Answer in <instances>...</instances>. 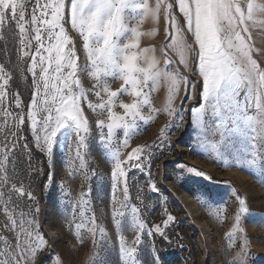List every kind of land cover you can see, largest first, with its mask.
<instances>
[{"label": "snow or ice", "instance_id": "1", "mask_svg": "<svg viewBox=\"0 0 264 264\" xmlns=\"http://www.w3.org/2000/svg\"><path fill=\"white\" fill-rule=\"evenodd\" d=\"M162 7L169 18L172 31L168 33V40L161 53L168 66L173 63L168 57V50L178 53L179 64L188 71L187 77L178 70H169L168 67L161 69L155 56H147L150 49L140 48V24L148 15L158 19ZM177 8L182 14L183 23L175 14ZM125 9L141 10L138 19L132 18L136 20V26H130ZM254 10L264 16V4L256 5L252 0H246V8L242 0H156L154 7L149 6L148 0H31L30 6L27 0H0V38H3L2 32L5 29L12 32L17 41L15 70L27 63L24 71L32 79L29 102L25 104L19 93H13L5 106L8 85L13 77L7 66L0 64V113H3L0 123L4 124L6 131L3 144L0 145L3 148L0 152V209L3 212L0 214L5 217L3 227L8 234L0 232V264H35L47 246V240L40 229V208L34 192L25 191L18 182L10 183L12 176L9 175V168L11 166L14 175L16 145L20 139L19 133L26 124H30L35 146L43 154L48 167L47 173L43 163L39 167H33L29 152L30 174H43L45 180L55 185L54 146L60 144L72 150V145L64 141H72L74 135V162H79L78 169L87 179L86 152L82 150L89 147L87 141L90 127L80 106L83 94H78L81 87L80 76L84 69L78 63L76 42L69 28L78 34L82 49L86 52L85 59L90 64L87 75L96 81L94 87H99L94 95L101 102L95 106L89 103L88 107L107 113L108 122L100 119L96 126L101 129V140L104 141V149L112 163L109 176L113 193L120 188L123 196V201L117 200L115 195L112 197L115 201L112 220L120 241L121 264H142L138 247L142 234H159L167 239L165 229L175 219L166 211V219L150 229L146 228L140 218V208L128 203L131 198L128 169L144 171L147 168L151 177L153 160L151 153L145 155L146 146L132 148L126 157L123 154V149L129 146L130 131L135 127L136 120L146 119L143 115L144 108L154 110L149 92L145 89H155L162 80L170 85L166 111L169 116L176 115L178 122L173 126L177 129L184 123V103L190 99L199 101L189 108L191 121L203 130L207 114L210 113L214 131L220 136V140L211 145L214 150H218L225 131L247 135L249 130L255 132L254 126H258L259 145H252L251 151L242 150L237 155V160L239 163L253 165L259 160L260 171L264 175V67H260L252 58L246 37L242 35L249 31V21L256 23L253 19ZM260 23L264 24V20ZM189 33L190 41L186 38ZM189 60L192 64L190 69ZM109 77L118 78L122 82L119 89L111 90L107 79ZM181 84L185 85L186 90L177 110L172 104L179 94ZM123 93H127L131 101L119 103V108L123 109L121 114L113 109L116 107L118 94ZM104 96H107V100H104ZM9 118L13 121L15 132L8 130ZM147 119L150 120L151 117ZM105 127L106 133L103 131ZM117 129L123 130L124 137L118 146L112 143ZM170 131V126L161 130V145L169 140ZM8 135L12 136L11 142L7 139ZM256 138L253 137L254 140ZM23 147L27 149L28 145L24 144ZM189 171L196 176L211 178L194 168ZM149 187L153 192L158 191L152 179L149 180ZM13 196L27 197L32 201V208L27 213L21 211L19 218L12 207L16 204ZM86 196L87 193L80 194L69 226L77 213L84 216L81 209L87 203ZM136 199L142 203L140 193H137ZM235 200L238 201V211L229 240L236 233L243 232L242 216L256 215L250 212L245 198L236 194ZM129 208L131 220L126 221L123 209ZM92 222L89 221L90 224ZM76 227L82 228L83 223ZM129 227L135 233L131 241L123 235ZM89 231L94 235L93 229ZM99 231L103 232V229ZM247 255L248 240L245 238L230 264H247ZM55 264L66 262L58 257ZM152 264H162L154 248Z\"/></svg>", "mask_w": 264, "mask_h": 264}, {"label": "rangeland", "instance_id": "2", "mask_svg": "<svg viewBox=\"0 0 264 264\" xmlns=\"http://www.w3.org/2000/svg\"><path fill=\"white\" fill-rule=\"evenodd\" d=\"M156 0H148L149 6L154 7ZM256 5L264 4V0H252ZM30 6L31 0H27ZM246 8V0H242ZM141 10L125 9L130 26H136ZM175 14L183 23L182 14L178 8ZM253 19L256 23L249 21V31L242 33L246 37V44L251 49L250 55L255 59L260 67H264V20L258 11L254 10ZM75 39L79 65L84 69L80 76L81 87L78 94H83L80 100L82 115L88 121L90 133L88 137L87 179L78 169V161L74 162L75 137L72 141L65 139L66 144L72 145V150L57 144L54 146L55 163V185L45 180L44 175L36 176L30 174L29 156L31 153V164L39 167L43 163L45 173L48 171L44 156L35 146L30 124L24 126V130L19 133L20 139L16 145V166L15 174L9 168V175L12 176L10 183L22 184L25 191H32L40 208L39 221L42 235L47 240V246L43 249L35 264H55L57 258H62L66 264H121L120 241L118 232L112 220V209L116 199L123 201L120 188L113 193L112 181L109 173L112 163L104 149V141L101 140V129L97 128V121L104 119L107 123L106 111L89 108L91 103L95 106L101 102L100 98L94 95L99 91V87H94L96 81L87 75L90 68L89 62L85 59L86 52L82 49L78 34L72 32ZM142 33L140 37V48H149L147 56H155L161 69L168 67L169 70H178L184 76H188V71L179 64V54L168 50V57L173 61L171 66L166 64L161 53L168 40V33L172 31L169 27V18L162 7L158 19H153L151 15L144 17L139 26ZM0 38V64L6 65L9 74L13 77L8 85V96L4 100L7 106L13 93H19L25 104L32 95L31 75L24 70L27 63L21 64L19 70H15L17 65V41L13 38L12 32L5 29ZM187 39L191 40V34H187ZM189 60V69L191 68ZM111 90L120 88L121 81L107 78ZM199 80V77H196ZM2 82V81H0ZM200 84H197V88ZM170 85L166 81H161L155 89H145L149 92V97L154 110L144 108L145 120L137 119L135 127L130 131L129 146L123 149L126 157L132 148L137 146L145 147V155L152 154L151 177L148 169L140 171L135 168L128 169L130 199L128 203L140 208V218L145 223L146 228H152L166 219L167 211L175 219L169 224L170 236L164 241L160 240V235L150 236L142 234L139 247V258L142 264H152L153 248L162 261V264H230L240 251L245 238L248 240L247 264H264V175L261 174V164L259 160L255 165L247 162L239 163L237 155L244 149L251 151V146H258L260 143L259 129L249 130L247 135L239 132L225 131L223 141L219 144L218 150H214L211 145L220 140L218 133L214 131V123L207 114L206 123L203 130L191 121L189 108L199 103L197 100H187L183 105L184 123L179 129L173 125L178 122L176 115L167 114L168 96ZM185 85L181 84L179 94L174 98L172 107L179 110L181 100L185 95ZM25 96V98H24ZM107 100V96H104ZM131 97L127 93L118 94L114 111L123 112L119 108L120 102H130ZM14 104V102H13ZM3 113H0L2 116ZM151 117L150 120L147 118ZM8 130L15 132L12 127L11 118L7 121ZM165 126H170L169 140L166 144H160V133ZM64 130L62 129L61 132ZM103 131L106 133L107 128ZM6 135L4 124L0 123V145ZM257 138L254 140L253 137ZM26 138V139H25ZM60 138V134H58ZM9 142L12 136L8 135ZM123 130H116V137L112 143L119 145L122 143ZM24 144L28 147L25 149ZM3 148L0 147V152ZM197 169L210 179L196 176L189 169ZM69 173H72L69 175ZM155 181L158 191L153 192L149 187V180ZM122 188V185L120 186ZM141 189L143 191L141 192ZM71 195H68V193ZM81 193H87L85 197L87 203L81 211L84 216L78 213L73 221L74 206L78 204ZM140 193L142 203L136 199ZM236 194L246 199L250 212L254 216L245 215L241 219L243 232L236 233L229 240L228 236L232 232L235 223V214L238 211V201ZM206 197V199H205ZM16 204L17 218L21 211L27 213L32 208V201L27 197L13 196ZM126 214V221L131 220V211L123 209ZM3 209H0V213ZM93 222L90 224L89 221ZM83 223L82 228H77V224ZM5 217L0 214V232L6 235ZM89 229L94 230L93 232ZM103 229V232L99 231ZM134 232L129 228L123 232L128 241L134 238ZM82 238V239H81ZM23 239V238H21ZM95 241V242H93Z\"/></svg>", "mask_w": 264, "mask_h": 264}, {"label": "trees", "instance_id": "3", "mask_svg": "<svg viewBox=\"0 0 264 264\" xmlns=\"http://www.w3.org/2000/svg\"><path fill=\"white\" fill-rule=\"evenodd\" d=\"M24 98H25V96H24ZM165 232H166V235L169 237L170 234H171V232H170V226H168L167 229H165ZM160 240L161 241H164V238L160 237Z\"/></svg>", "mask_w": 264, "mask_h": 264}, {"label": "crops", "instance_id": "4", "mask_svg": "<svg viewBox=\"0 0 264 264\" xmlns=\"http://www.w3.org/2000/svg\"><path fill=\"white\" fill-rule=\"evenodd\" d=\"M140 45H141V43H140Z\"/></svg>", "mask_w": 264, "mask_h": 264}]
</instances>
